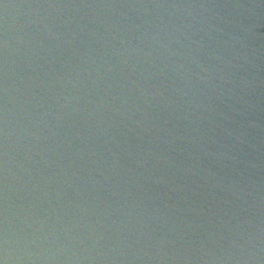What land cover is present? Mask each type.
Masks as SVG:
<instances>
[{"label": "water", "instance_id": "obj_1", "mask_svg": "<svg viewBox=\"0 0 264 264\" xmlns=\"http://www.w3.org/2000/svg\"><path fill=\"white\" fill-rule=\"evenodd\" d=\"M0 264H264V0H0Z\"/></svg>", "mask_w": 264, "mask_h": 264}]
</instances>
